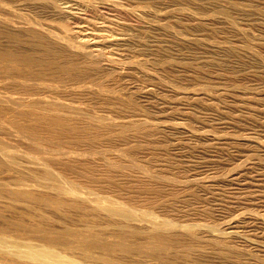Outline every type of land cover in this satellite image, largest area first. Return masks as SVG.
Returning a JSON list of instances; mask_svg holds the SVG:
<instances>
[{"label": "bare ground", "instance_id": "1", "mask_svg": "<svg viewBox=\"0 0 264 264\" xmlns=\"http://www.w3.org/2000/svg\"><path fill=\"white\" fill-rule=\"evenodd\" d=\"M146 2L0 0V264H264V0L256 41L216 31L217 19L238 26L239 0L204 1L234 17L161 13L176 49L209 58L190 68L160 44L126 65L106 51L133 36L95 9L144 19ZM235 57L250 68L223 67ZM161 72L196 86L126 84ZM204 77L257 85L217 93L197 87Z\"/></svg>", "mask_w": 264, "mask_h": 264}, {"label": "rangeland", "instance_id": "2", "mask_svg": "<svg viewBox=\"0 0 264 264\" xmlns=\"http://www.w3.org/2000/svg\"><path fill=\"white\" fill-rule=\"evenodd\" d=\"M121 3H122V5L124 6V7H137L138 5H137V1H141V0H119ZM186 1V0H185ZM184 0H148V2H146V4L147 5H149L150 6V8H152V9H150V10H148L147 11V14H145V18L143 19V18H135L136 16H134L133 14V16H130L131 14L130 13H128V12H126V10H117V9H115V8H103L102 7V11L104 12H101L100 10H101V8H99V9H95V11L97 12V14L98 15H100L101 13L102 14H110V15H112V16H117L119 19L121 18L122 20H125L126 22H128L129 23V25H126V26H123L124 28L122 29V31H125V32H130V33H132V36H133V38L130 40V42H129V44H126V45H121V46H117V45H109V46H107L106 47V51H109V50H111V51H115V52H118L119 54H122V55H124L125 57H126V62H125V65L126 64H128L129 63V61L130 60H135L136 58L137 59H141V58H143V57H141V56H137V54H136V50H138L137 48H139V46L140 45H144V47L146 48L145 50H146V52H147V54L146 55H144L146 58H153L155 55H154V51H156V48H157V46L156 45H158V44H160V45H163V47L164 48H166V46H167V48H169V49H167V51L166 50H162V52H165L166 51V53H168V52H173V51H175V52H173V54L174 55H176V56H178V59H182V57H183V59H186L187 60V62L185 61V60H181V61H185L184 63L185 64H187V66L190 68V67H192V65H193V63H191V62H193V61H196V59H202V63H208V62H206V59L208 60L209 58H205L204 56H205V54H203V53H199V51L198 50H196V49H191V48H189V46H184L183 47V49H182V47H180V46H178V49H176L177 48V45L176 44H174V42H173V32H165L164 30H163V28H162V24H160V23H158V21H156V19H158L159 17H160V14L161 13H163V12H171L172 14H175V11L177 10V8L179 7V8H181L182 7V9H185V10H192V11H195L197 8L200 10V11H198V9H197V11L198 12H201L202 11V13H203V11L205 10L207 13H208V11H209V13H215L216 12V9H219L217 6H215V5H213V7L210 5H205V4H209V3H206V2H204V1H206V0H193V1H191V0H188V1H186V2H188V3H186ZM197 1V2H196ZM227 1H229V0H227ZM231 1V0H230ZM232 1H237V0H232ZM240 2H241V4L239 5V3L237 2L236 4H238L239 6H242V7H244V8H236V7H234V10H237L236 12L238 13H234V10L233 11H231L232 13H230V12H227V10L228 9H226L225 11H223V8H220L219 10H217V12L216 13H218L219 11H222V12H219L218 14H224L223 12H225V13H228V14H231L232 16H233V13L234 14H236V15H234L235 16V18H238V19H236V21L238 22V26L237 27H233V28H231L230 26H228V22H226V21H224V19H217V25L218 26H216V31H223V33L221 34V35H223L225 38L227 37H229L230 38V40H231V37L232 38H234L235 40H238L239 38V40H241V42L243 41L242 40V36L243 35H247L246 37H250V38H252V39H255V41L257 40V37H259L260 35H261V32H262V27H261V23H260V8H257V7H259L258 5H260V4H258V3H260L259 1L260 0H239ZM198 4V5H196V3ZM204 2V3H203ZM234 2V3H235ZM250 2H252L251 4H253V3H255V5L253 4V6H251V7H249L248 6V4L250 3ZM191 3V4H190ZM199 3H202V4H199ZM243 3V4H242ZM256 3H257V5H256ZM189 5H194V6H189ZM195 6H196V8H195ZM257 6V7H256ZM193 7V8H192ZM209 9H208V8ZM216 7V8H215ZM194 8H195V10H194ZM214 8V9H213ZM247 8V9H246ZM93 8L91 9L92 11H90V12H92V13H94V14H96L95 13V11H93L94 10ZM207 9V10H206ZM24 10V9H23ZM28 10V13L27 14H25L26 12H24V11H27ZM27 10L25 9L24 11H22L21 10V12H23V15H26V17H29L28 15H30L31 17H34V16H32V15H34L35 13V17H38V18H42V16H44V15H47L48 13H46V12H44V11H41V10H36V9H34V8H27ZM29 10H32V11H29ZM34 10H36V11H34ZM34 11V12H33ZM204 11V12H205ZM228 11H230V10H228ZM31 12V13H30ZM39 12V13H38ZM42 12V13H41ZM99 12V13H98ZM0 13H1V11H0ZM32 13H34V14H32ZM41 13V15H39ZM44 13H46V14H44ZM2 14V13H1ZM32 14V15H31ZM38 14V15H37ZM44 14V15H43ZM96 14V15H97ZM238 15V16H237ZM39 16H41V17H39ZM233 16V17H234ZM44 17H46V19H50V20H52V21H54L53 19H55V18H53L52 16H50L49 17V14H48V18H47V16H44ZM44 17H43V19H44ZM52 17V18H51ZM129 18V19H128ZM220 18V17H219ZM139 19V20H138ZM171 20V21H174L173 22V25H175V26H178V28H181V29H185L184 27H185V24L183 25L182 23H181V26H179V24L177 23L176 24V22H177V19L174 17V16H170V17H167V18H164V19H162L164 22L165 21H168V20ZM101 20V19H100ZM160 20V19H159ZM56 21V20H55ZM58 21V20H57ZM160 22V21H159ZM86 24H87V22H86ZM200 25V26H199ZM187 26V25H186ZM196 28H195V27ZM194 26H192V25H189L188 26V30H191V31H193V33H197V36L199 37H201V33H204V34H207V33H209V32H211L212 30L213 31H215L214 29H210L209 30V28H205V26H202L201 24H195ZM200 27V30H199V27ZM203 27V30H201L202 29V27ZM193 27L196 29H193ZM191 28V29H190ZM213 28H215V27H213ZM218 28H224L225 30H218ZM193 29V30H192ZM198 29V30H197ZM204 29H208V30H204ZM232 30V31H231ZM230 31V32H229ZM232 32V33H231ZM229 33H230V35H229ZM232 34V35H231ZM235 34V35H234ZM225 35H227V36H225ZM234 39H232V40H234ZM166 44H168V45H166ZM172 44V45H171ZM171 45V46H170ZM176 47V48H175ZM171 48H173V51H172V49ZM175 48V49H174ZM151 49V50H150ZM153 49V50H152ZM171 50V51H170ZM181 50H183V51H181ZM178 53H177V52ZM195 53V54H194ZM235 53V52H234ZM179 56H182L181 58L179 57ZM228 58L230 57V56H227ZM232 57H234V56H231V58ZM205 58V59H204ZM227 58V62H226V59H225V62H223V67L224 68H226V69H229V67H231L230 69H233L234 70V72L233 73H236V72H239V71H241V68H242V70H243V68H244V70H248L249 68H250V60H247V61H243L242 60V62L241 61H238V58L236 59V57L235 58H233L232 60L230 59H228ZM192 59H194V60H192ZM199 60H197V61H199ZM229 60V61H228ZM236 62H234V61ZM240 60V59H239ZM201 61V60H200ZM233 61V62H232ZM230 62H231V65H230ZM226 63H228V64H226ZM232 63H233V65L235 64L236 66H238V67H233V65H232ZM237 63H240V64H237ZM242 63H244V65L242 66L241 64ZM124 64V63H123ZM191 64V66H189ZM255 64H256V66H259V62H255ZM229 65V66H228ZM234 65V66H235ZM241 65V66H240ZM254 65V64H253ZM241 67V68H240ZM236 70H235V69ZM239 68V69H238ZM255 68H258V67H255ZM243 70V71H244ZM246 70V71H247ZM242 71V72H243ZM162 73V72H161ZM244 73V72H243ZM140 74V73H139ZM134 75V73H133V75H131L130 73H129V75H130V77H129V75H128V79H127V81H126V84L128 83V86H133V84L134 83H136L135 85L136 86H139L141 83V85L140 86H145V85H147V84H155V83H157V81H159V80H157V79H159L158 78V76L159 77H161L163 80H166V81H163L164 82V84H172V83H175V81H177L174 85H178L179 83H181L182 84V86L181 87H189L190 85V87H192V86H196V85H192L191 83H190V77H193L192 75H190V73H186V74H184V76H183V74H177L178 76V78H179V80H178V78L176 77V75H171L172 77H174V79L173 78H170L171 76L170 75H168V74H166V75H164V73H162V75H164V76H160L161 74L159 73V74H157V75H154V74H152V75H150L149 76V74L147 75V76H145L144 78H142L144 75H142V74H140V75ZM239 74H241V72H239ZM187 77H186V76ZM190 75V76H189ZM131 76H133V78L131 77ZM137 76V77H136ZM138 76H140V77H138ZM148 76H149V78H148ZM157 76V77H156ZM180 76H181V78L183 79V81H182V79L180 80ZM188 76H189V78H188ZM147 77V78H146ZM154 77H156V78H154ZM168 77H169V80H168ZM186 77V78H185ZM134 78H136V79H134ZM138 78V79H137ZM146 78V79H145ZM165 78H167V79H165ZM177 78V79H176ZM187 78H188V81H187ZM205 78H207V79H205ZM129 79H131V80H129ZM141 79H145L144 81H142ZM224 79L225 78H222V77H220V78H211L210 77V79H209V77H204L203 78V80H201L202 82H200V84H197V87H201L200 85H205V86H202L201 88H205L206 86H208L207 87V91H211V92H215L216 90L218 91H216L217 93H221L222 91L223 92H228L227 90H231L232 88L234 89V88H237L238 87V85H239V82H242V81H238V80H232V79H225V81H224ZM136 80H139V81H137V82H135ZM167 80H168V82L169 83H167ZM206 80H207V82H206ZM211 80V81H210ZM219 80H221V81H219ZM222 80H223V82H222ZM231 83V81L233 82V81H235V83L237 84H235L234 82V84L233 83H231V84H233V85H229V82ZM128 81H130V82H128ZM131 81H133V82H131ZM141 81V82H140ZM161 81V80H160ZM173 81V82H172ZM178 81H181V82H178ZM205 81V82H204ZM208 81H210V82H212L213 83V85H211L210 84V82H209V84H208ZM217 81V82H216ZM227 81V82H226ZM146 84H145V83ZM162 82V83H163ZM166 82V83H165ZM222 82V83H221ZM263 81H260L259 83H258V81L256 82V83H254V85H253V83L252 84H244L243 82H242V84H243V86H245V87H243L242 86V84L240 83V87H238V91L239 92H241V90L243 91L244 90V88H247L248 86V88H250V89H253L252 88V86L254 87L255 85H257V87L255 86L254 87V89H256V90H260V89H264V83H262ZM130 83H132V85H129ZM162 83L158 86V84L159 83H157V89H158V87H159V89H161V88H164L163 87V85H162ZM188 83L190 84V85H188ZM205 83H207V85L205 84ZM138 84V85H137ZM153 84H152V86H153ZM180 84V85H181ZM185 84H186V86H185ZM214 84H216V88H215V85ZM260 84V85H259ZM134 85V86H135ZM219 85V86H218ZM224 85V87H222V88H219V87H221V86H223ZM250 85H252V86H250ZM261 85H263V86H261ZM161 86V87H160ZM179 86V85H178ZM213 87V89H212V87ZM232 88H231V87ZM237 86V87H236ZM242 86V87H241ZM258 86H261V87H258ZM180 87V86H179ZM229 87V88H228ZM219 90H218V89ZM225 88H227V90H225ZM240 88V89H239ZM254 89H253V91H254ZM220 90H222V91H220ZM131 91L129 90V93H130Z\"/></svg>", "mask_w": 264, "mask_h": 264}]
</instances>
